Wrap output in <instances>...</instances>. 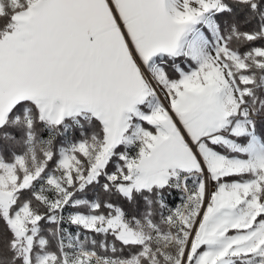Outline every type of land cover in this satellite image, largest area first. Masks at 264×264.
<instances>
[{"label": "snow or ice", "instance_id": "6c2138e0", "mask_svg": "<svg viewBox=\"0 0 264 264\" xmlns=\"http://www.w3.org/2000/svg\"><path fill=\"white\" fill-rule=\"evenodd\" d=\"M0 264H264V0H0Z\"/></svg>", "mask_w": 264, "mask_h": 264}, {"label": "trees", "instance_id": "16d2710c", "mask_svg": "<svg viewBox=\"0 0 264 264\" xmlns=\"http://www.w3.org/2000/svg\"><path fill=\"white\" fill-rule=\"evenodd\" d=\"M173 199H176V197H173Z\"/></svg>", "mask_w": 264, "mask_h": 264}]
</instances>
